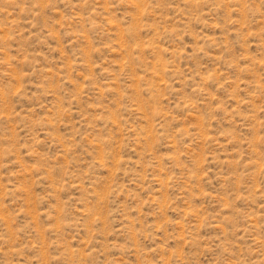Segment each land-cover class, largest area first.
<instances>
[{"label": "rangeland", "instance_id": "obj_1", "mask_svg": "<svg viewBox=\"0 0 264 264\" xmlns=\"http://www.w3.org/2000/svg\"><path fill=\"white\" fill-rule=\"evenodd\" d=\"M0 264H264V0H0Z\"/></svg>", "mask_w": 264, "mask_h": 264}]
</instances>
